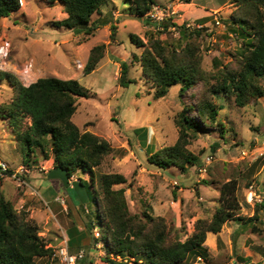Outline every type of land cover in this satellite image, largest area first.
I'll return each instance as SVG.
<instances>
[{
	"label": "rangeland",
	"instance_id": "374dc122",
	"mask_svg": "<svg viewBox=\"0 0 264 264\" xmlns=\"http://www.w3.org/2000/svg\"><path fill=\"white\" fill-rule=\"evenodd\" d=\"M154 1L174 5L176 13L167 27L137 16L131 0H108L101 13L91 18L90 23L101 18L99 26L88 33L81 27H57V22L68 16L62 3L21 0V8L0 22V40L10 48L7 55L0 51V70L14 74L24 85L42 77H56L76 79L88 89L89 97L78 98L72 120L81 132L95 133L115 148L96 168L97 174H123L126 182L113 188L125 189L130 212L145 220L147 214L163 217L172 238L184 241L194 233L198 219H210L219 207L220 185L237 177L240 219L228 220L219 233L207 232L203 243L207 257L190 258L188 264H264V96L240 107L234 103V94H221L223 108L217 121L224 123L225 137L216 125L211 126L207 132L189 138L188 148L199 156L201 164L190 166L186 172L175 166L159 170L148 157L177 141L178 114L184 101L194 100L191 95L200 85L183 95L181 86L175 85L166 96L156 98L139 61L144 45L131 38L134 35L146 45L153 33L166 44L180 46L185 42L180 38L181 26L203 29L202 64L213 70L235 62L242 42L236 39L230 23L237 5L233 0ZM102 43L106 44L105 56L87 74L84 69L90 51ZM117 59L130 65L129 76L134 81L128 87L118 83ZM14 93L7 81L0 80V106ZM30 122V118H22L21 129L16 130L10 120L0 118V162L5 161L10 170L0 174V189L17 211L28 212L29 219L38 225L39 235L55 252L65 243L75 253L84 250V259L77 264H108L103 260L106 229L86 187L79 185L80 177L91 180L89 172L79 170L65 184L54 170L53 155L46 158L33 153L31 165L24 163L19 132L25 131ZM215 144L218 146L213 151ZM209 155L213 160L207 163ZM256 213L260 219L243 223L244 217ZM90 220H94L93 230L88 226ZM253 223H257L258 231L253 230ZM54 256L35 259L38 264H62Z\"/></svg>",
	"mask_w": 264,
	"mask_h": 264
},
{
	"label": "trees",
	"instance_id": "16d2710c",
	"mask_svg": "<svg viewBox=\"0 0 264 264\" xmlns=\"http://www.w3.org/2000/svg\"><path fill=\"white\" fill-rule=\"evenodd\" d=\"M45 1L49 4L62 3L68 14L67 18L57 22V27L64 26L71 30L81 27L91 33L99 26L101 19L90 23L93 14L101 13V7L108 0ZM233 1L237 8L232 13L230 25L237 34L236 39L242 43L235 53V62L223 63L213 70L204 68L202 64L200 38L203 29L181 26L180 38L185 42H180V46L166 44L153 33L146 45L131 35L134 43L144 45L139 61L144 75L155 88L156 98L166 96L175 85L181 86L180 95L200 85L197 92L191 95L194 100L184 101L183 110L178 114L177 141L148 157V162L159 170L175 166L186 172L190 166L201 164L199 156L188 148L191 136L207 132L216 125L225 137V125L217 121L223 108L219 103V99L224 100L221 94H234V103L240 107L256 103L259 97L264 96V0ZM131 3L137 16H146L155 1L131 0ZM21 6V0H0V22ZM113 28L116 29V26ZM105 49V43L91 49L84 69L87 74L105 56ZM0 51L9 54L8 43L0 40ZM119 62L118 83L128 87L134 81L129 76L130 65L126 60ZM215 62L218 64V61ZM0 80L7 81L15 91L13 98L0 106V118L10 120L16 130L21 129L22 118L31 119L26 130L19 132L23 162L31 165L30 156L33 153H42L46 158L53 155L54 170L62 175L65 184L75 172H89L91 180L87 182L80 177L79 185L86 187L98 209L100 222L106 229L103 236L107 240L103 257L106 263L188 264L190 258L207 257V249L203 246L207 232L219 233L228 220L240 219L239 181L237 177H231L220 185L219 207L210 219H198L194 233L184 241L179 237H170L163 217L147 214L145 220L139 214L130 212L125 189L113 188L114 184L126 182L123 174H97L96 168L115 148L107 139L95 133L81 132L72 120L78 98L89 97L88 89L76 79L56 77H42L30 85H24L14 74L4 70H0ZM217 146L213 145L212 150L216 151ZM98 176L99 185H96ZM84 196L87 197L85 192ZM28 215L26 210L17 211L0 189V264H38L36 257L53 258L54 247L48 246L47 241L39 235L38 225ZM258 219L256 213L244 217L243 223ZM93 221L88 223L90 230L95 228ZM256 224L253 223L252 227L258 231ZM54 257L59 260L58 256Z\"/></svg>",
	"mask_w": 264,
	"mask_h": 264
},
{
	"label": "built area",
	"instance_id": "2783aa9c",
	"mask_svg": "<svg viewBox=\"0 0 264 264\" xmlns=\"http://www.w3.org/2000/svg\"><path fill=\"white\" fill-rule=\"evenodd\" d=\"M174 13H176V10L174 9L173 4L166 6L161 4H154L147 14V18L155 22L158 26L162 25L164 27V24L166 22L168 23V21L172 19V15ZM206 160L207 163L212 162L213 156L209 155ZM0 164V169L2 170V173L0 172V174H3L4 171H7L8 164L5 161H1ZM202 170L206 171L207 168L204 167L202 168ZM252 187L253 185H251V188ZM64 244L60 249H57L56 252H54V255L59 257V260L62 262V264H77V261L79 259L82 260L84 258L85 253L83 249L79 250V252L77 253L71 252L69 248L65 247L66 245ZM199 259L201 258L199 257Z\"/></svg>",
	"mask_w": 264,
	"mask_h": 264
},
{
	"label": "clouds",
	"instance_id": "9594fccd",
	"mask_svg": "<svg viewBox=\"0 0 264 264\" xmlns=\"http://www.w3.org/2000/svg\"><path fill=\"white\" fill-rule=\"evenodd\" d=\"M155 4H156V3H155ZM153 5H154V4H153ZM153 5H152V6H153ZM163 5H164V4H163ZM146 17H147V15H146ZM150 21H151V20H150ZM83 259H84V258H83ZM83 259H82V260H83Z\"/></svg>",
	"mask_w": 264,
	"mask_h": 264
},
{
	"label": "crops",
	"instance_id": "0c3cea01",
	"mask_svg": "<svg viewBox=\"0 0 264 264\" xmlns=\"http://www.w3.org/2000/svg\"><path fill=\"white\" fill-rule=\"evenodd\" d=\"M70 251H72V250H70ZM74 252V251H73Z\"/></svg>",
	"mask_w": 264,
	"mask_h": 264
}]
</instances>
